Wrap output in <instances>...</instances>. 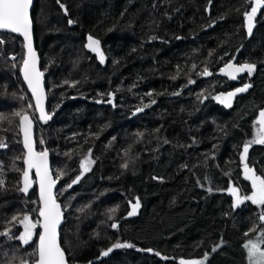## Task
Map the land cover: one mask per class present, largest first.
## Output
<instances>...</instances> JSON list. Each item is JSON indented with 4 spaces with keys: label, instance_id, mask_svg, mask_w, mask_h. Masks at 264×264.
<instances>
[{
    "label": "trees",
    "instance_id": "16d2710c",
    "mask_svg": "<svg viewBox=\"0 0 264 264\" xmlns=\"http://www.w3.org/2000/svg\"><path fill=\"white\" fill-rule=\"evenodd\" d=\"M250 3L34 0L51 119L39 120L20 77L22 40L0 32V232L18 236L24 215L38 221L36 188L18 191L25 154L19 112L34 122L36 150L50 155L68 264H248L244 245L264 242V207H235L229 189L252 192L240 157L264 108V8L247 36ZM89 36L100 41L104 63L86 48ZM235 56L255 70L241 80L251 87L226 107L215 97L237 88L217 72ZM139 109L146 111L133 116ZM89 153L94 163L82 173ZM246 162L264 177V145L252 144ZM35 232L27 245L0 235V264H33Z\"/></svg>",
    "mask_w": 264,
    "mask_h": 264
},
{
    "label": "snow or ice",
    "instance_id": "6c2138e0",
    "mask_svg": "<svg viewBox=\"0 0 264 264\" xmlns=\"http://www.w3.org/2000/svg\"><path fill=\"white\" fill-rule=\"evenodd\" d=\"M33 0H0V30H6L10 33L19 34L23 37L24 47L27 50V56L23 59L21 71L23 73L24 80L28 84V88L31 90L33 97L35 98V107L39 111V119L45 123L51 119L44 108L45 93L42 83V75L37 68V57L32 46V20L30 17V9ZM61 7H64L61 5ZM264 8V0H254V6L250 12H245V20L247 23V31L252 33L254 26V20L257 12ZM72 23V21H69ZM86 47L94 52L100 60V63L105 62L104 53L100 48V41L89 36ZM4 41L0 39V43ZM15 59V56L12 57ZM255 70L253 64H243L239 67L228 63L221 71L224 75L230 79H236V74L240 72H247L251 74ZM205 76L212 75L207 68L201 73ZM194 83V81H190ZM251 85H245L243 88H239L236 92H230L227 96L215 97L219 102L225 104L226 107H231L233 97L239 92H245ZM98 103L100 101H97ZM111 103V99L108 101ZM155 103V101H152ZM31 107V105H29ZM142 110V109H141ZM19 117V129L23 134V145L26 149V157L24 164L26 167L22 170L21 184L22 187L18 188V191L27 195L29 189L32 187L34 181L31 176V172L34 169L36 175V183L39 184V203L40 207L37 209L39 217L42 222H33L30 216L24 215L20 223L23 225V232L18 236H13L9 231L0 232V235L6 236L9 239L15 238L22 242V244H29L33 237L37 235L35 229L41 228L39 233V241L36 247V259L33 264H68L64 250L62 249L58 239V228L63 218V212L61 206L57 203L53 189L57 183L56 179H53L49 167H48V152L35 151L34 141L32 137L33 120L27 114L16 113ZM259 120L257 123L260 125L257 137L244 144L243 152L241 154V162L244 163L245 179L251 182L252 194L250 196H241L239 189L232 187L229 189V194L234 197V206L239 207L245 200L251 201L252 204L264 207V177L257 175L253 168L249 167L246 162L248 159L249 148L252 144L264 145V111H260ZM43 143V141H41ZM0 147H6V145L0 142ZM94 163L89 156L83 159L80 163L82 173L91 170V165ZM127 167V165H125ZM60 175H63L61 173ZM81 179V176L75 177L68 185L70 188L73 184H76ZM4 180L0 179V188L4 186ZM140 208L139 200L132 206V211L129 215H135ZM115 211V209H113ZM18 219V217L13 218ZM260 221H264V214L259 216ZM113 228L117 225L113 224ZM247 235V233H246ZM264 239V238H262ZM114 248H130L131 244L116 243ZM247 250V258L250 264H264V251L261 250L260 243L249 241L244 245ZM113 249L109 248L103 252V255L107 256ZM21 264H27L25 261H21ZM180 264H185L182 260ZM189 264H196L195 261L189 262Z\"/></svg>",
    "mask_w": 264,
    "mask_h": 264
},
{
    "label": "water",
    "instance_id": "95a60500",
    "mask_svg": "<svg viewBox=\"0 0 264 264\" xmlns=\"http://www.w3.org/2000/svg\"><path fill=\"white\" fill-rule=\"evenodd\" d=\"M33 4H34V0H33L32 6H31V9H30V17H31L32 9H33ZM207 12H208V10H207ZM31 20H32V19H31ZM0 32H1V33L11 34V35H13V36L19 37V38L22 40V43H23V50H24V58H23V59H25L26 56H27V50H26V48L24 47L23 37L20 36L19 34L10 33V32H8V31H6V30H0ZM87 43H88V39H87L86 44H87ZM32 46H33V49H34V51H35V53H36V57H37V68H38V70L41 72V70H40V59H39V55H38V52H37L36 47H35L33 22H32ZM86 48H87V47H86ZM87 49H88V48H87ZM88 50H89V49H88ZM22 62H23V61H22ZM234 62H235V59H233V61H231V62H229V63L234 64ZM226 65H227V64H226ZM226 65H225V66H226ZM225 66H224L222 69H224ZM238 67H239V66H238ZM21 68H22V64H21V67H20V77H21V79H22V82H23L24 86L26 87V89H27V91H28V94H29L30 97L32 98V101H33V105H34V108H35L36 114H37V116H38V118H39V111H38V110L36 109V107H35V104H36L35 98L33 97L31 90L28 88V84H27V82L24 80V77H23V73H22V71H21ZM222 69H220V71L217 72V77H219V76L222 74V71H221ZM41 73H42V72H41ZM237 74H240V73H237ZM237 74H236V75H237ZM209 77H210V76H205V75H204V78H209ZM42 83H43V89H44V93H45L44 75H42ZM46 101H47V100H46V93H45L44 108H46ZM145 111H146V109H142V110L139 109V110H137V111H135V112L133 113V116H138V115H140L141 113H143V112H145ZM29 117H30V116H29ZM30 118H31V117H30ZM39 120H40V119H39ZM40 121H41V120H40ZM19 131H20V129H19ZM20 135H21L22 147H23V150H24V153H25V154H24V159H25V157H26V149L24 148V145H23V134L20 132ZM32 137H33V141H34L35 151H37V150H36V145H35V140H34V122H33V126H32ZM44 151H45V150H44ZM37 152H38V151H37ZM47 152H48V151H47ZM24 159H23V165H24V168H25L26 165L24 164ZM48 167H49V171H50V173H51V175H52L49 152H48ZM31 176H32V179H33L34 183H33L32 187L29 189V192L27 193V195H29L30 192H31V191L33 190V188L35 187V188H36V191H37V195H38V200H39V184L35 182V181H36V175H35V170H34V169H33L32 172H31ZM52 177H53V175H52ZM21 179H22V176H21ZM53 179H54V177H53ZM20 185H21V187H22L21 181H20ZM57 188H58V183H56L55 188L53 189V193H54V195H55V192H56ZM21 194L24 195V196H27V195H25V194L22 193V192H21ZM55 198H56V197H55ZM56 201H57V200H56ZM57 203L60 205L59 202H57ZM39 206H40V203H39ZM60 206H61V205H60ZM61 210H62V208H61ZM128 218H129V217H128ZM38 221L42 222L41 218L39 217V213H38ZM63 222H64V215H63L62 221H61V223H60V225H59V228H58V239H59V230H60L61 226L63 225ZM41 231H42V229L39 228V233H40ZM38 241H39V236H38V239H37V244H38ZM59 243H60V240H59ZM99 258H100L101 260H105L106 258H108V255L105 256V255H103V253H101Z\"/></svg>",
    "mask_w": 264,
    "mask_h": 264
},
{
    "label": "rangeland",
    "instance_id": "374dc122",
    "mask_svg": "<svg viewBox=\"0 0 264 264\" xmlns=\"http://www.w3.org/2000/svg\"><path fill=\"white\" fill-rule=\"evenodd\" d=\"M250 9H249V11L248 12H250L251 11V8L254 6V0H251V3H250ZM254 27V26H253ZM244 28H245V31H246V35L247 36H250L251 34H249L248 33V31H247V23H246V20H244ZM252 31H253V29H252ZM237 90V89H236ZM236 90H234L233 92H236ZM240 93V92H239ZM228 94V93H227ZM227 94H219V95H217L216 97H218V96H220V97H223V96H227ZM238 94V93H237ZM236 94V95H237ZM235 95V96H236ZM234 96V97H235ZM234 97H233V99H232V102H231V105H232V103H233V100H234ZM217 100V99H216ZM218 101V100H217ZM219 102V101H218ZM220 104H222V105H224L225 106V104H223V103H221V102H219ZM261 111H264V108L261 110ZM260 113V112H259ZM259 114H258V117H257V119H256V121H255V124H254V130H253V139L252 140H254L256 137H257V134H258V132H259V129H260V125L257 123V121L259 120ZM258 145H261V144H258ZM251 194H252V192H251ZM250 194V195H251ZM234 198V197H233ZM235 199V198H234ZM244 203H251V201H248V200H245L244 201ZM244 203H242V204H244ZM252 204V203H251ZM253 205H255V204H253ZM255 206H259V205H255ZM254 242H257V243H260V247H261V250L262 251H264V247L262 246V244L264 245V242L262 241V240H256V241H254ZM247 251V250H246ZM189 262H192V261H188V262H185V264H189ZM195 262H196V264H204V259H200V260H195ZM248 264H250V262H249V260H248Z\"/></svg>",
    "mask_w": 264,
    "mask_h": 264
},
{
    "label": "flooded vegetation",
    "instance_id": "af4514ba",
    "mask_svg": "<svg viewBox=\"0 0 264 264\" xmlns=\"http://www.w3.org/2000/svg\"><path fill=\"white\" fill-rule=\"evenodd\" d=\"M233 59H235V62H234L233 65H235V66H237V67L240 66V65H243V64H240V63L237 62V56L233 57ZM233 59H232L231 61H233ZM231 61H229V62H231ZM229 62H228V63H229ZM228 63H226V64H228ZM226 64H225V65H226ZM225 65H224V66H225ZM224 66H223V67H224ZM223 67H222V68H223ZM222 68H221V69H222ZM219 71H220V70H219ZM219 71H218V72H219ZM246 74H247V72H240V74H237V75H236V79H230L228 76L224 75L223 72H222V74L219 76V78H220V79H223V80H227L228 82H230V83H232V84H235L236 88L239 89V88H243V87L245 86V84L242 83L241 80L243 79V77H244ZM235 90H236V89H235ZM238 94H239V93H238Z\"/></svg>",
    "mask_w": 264,
    "mask_h": 264
}]
</instances>
